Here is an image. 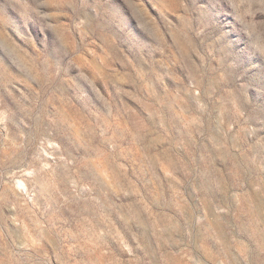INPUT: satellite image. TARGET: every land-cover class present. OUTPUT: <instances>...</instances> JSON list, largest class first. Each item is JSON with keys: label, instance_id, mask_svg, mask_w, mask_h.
Listing matches in <instances>:
<instances>
[{"label": "rangeland", "instance_id": "rangeland-1", "mask_svg": "<svg viewBox=\"0 0 264 264\" xmlns=\"http://www.w3.org/2000/svg\"><path fill=\"white\" fill-rule=\"evenodd\" d=\"M0 264H264V0H0Z\"/></svg>", "mask_w": 264, "mask_h": 264}]
</instances>
